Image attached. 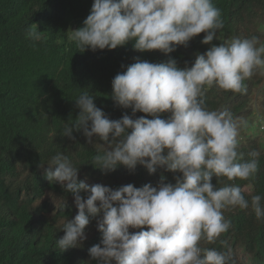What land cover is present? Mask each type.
Segmentation results:
<instances>
[{
    "label": "clouds",
    "instance_id": "9594fccd",
    "mask_svg": "<svg viewBox=\"0 0 264 264\" xmlns=\"http://www.w3.org/2000/svg\"><path fill=\"white\" fill-rule=\"evenodd\" d=\"M223 27L213 0H93L83 26L71 30L68 39L81 53L131 42L133 50H158L169 58L161 63L136 58L121 66L125 70L111 82V99L131 109V115L109 119L87 90L75 99L79 113L64 123L60 135L75 140L73 133L82 132L89 144L97 145L94 168L105 174L118 166L130 173L138 165L150 175L163 171L155 186L129 183L113 189L79 180V167L68 155H53L44 178L71 193L77 209L60 229V252L81 247L95 219L101 239L89 248L86 264H230V250L204 246L231 228L225 213L251 209L264 222V196L248 199L234 183L251 180L260 167L258 150L249 152L248 159L239 151L249 121L206 103L214 88L244 94L245 81L264 75V42L252 35L212 44ZM42 33L36 25L24 35L35 46ZM201 33V43L211 46L191 66L179 67L169 54ZM165 113L169 115L162 118ZM164 172L173 173L175 182H166ZM221 178L232 183L218 187Z\"/></svg>",
    "mask_w": 264,
    "mask_h": 264
},
{
    "label": "trees",
    "instance_id": "16d2710c",
    "mask_svg": "<svg viewBox=\"0 0 264 264\" xmlns=\"http://www.w3.org/2000/svg\"><path fill=\"white\" fill-rule=\"evenodd\" d=\"M92 3L0 0V264H86L89 248L100 242L101 233L93 219L81 247L64 252L56 247V240L64 235L60 231L63 223L77 213L71 193L44 178V168L57 152L69 156L79 167L78 179L89 185L100 183L113 189L129 183L155 186L163 171L158 169L150 175L138 165L130 173L118 166L105 174L91 164L97 145L89 144L82 132L73 133L75 140L60 135L64 123L78 115L75 99L84 90L94 96V103L109 119H119L125 112L131 115V109H123L111 99L113 78L125 70L122 65L135 63L136 58L152 63L169 58L158 50H133L131 42L114 50L79 52L68 36L83 26ZM213 4L221 10L224 27L212 44L252 35L264 42V0H213ZM36 25L43 32V40L33 46L24 34L29 26ZM204 35L169 54L179 67L186 62L191 66L197 54L211 46L201 43ZM245 84L244 94L214 88L207 94L206 103L210 109L227 107L234 116L249 121L239 138V151L248 159L249 152L258 150L260 167L251 180L234 183L250 199L254 194L264 196V75L257 74ZM141 115L146 114H136ZM168 115L162 114V118ZM163 175L166 182H175L173 173ZM226 182L221 178L217 186ZM225 215L231 219L229 231L215 244L204 246L230 250V264H264V222H258L251 209Z\"/></svg>",
    "mask_w": 264,
    "mask_h": 264
}]
</instances>
